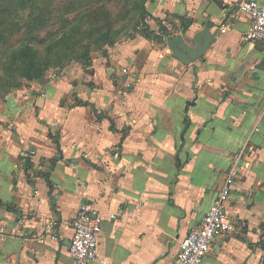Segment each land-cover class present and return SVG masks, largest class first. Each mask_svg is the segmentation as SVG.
Segmentation results:
<instances>
[{"label":"crops","instance_id":"1","mask_svg":"<svg viewBox=\"0 0 264 264\" xmlns=\"http://www.w3.org/2000/svg\"><path fill=\"white\" fill-rule=\"evenodd\" d=\"M242 1L159 0L154 14L191 21L187 46L132 61L127 95L48 85L0 123V264H74L82 203L104 216L91 264H172L237 153L235 229L215 240L205 264H264V44L245 39L253 19L238 12ZM231 13L222 33L218 21ZM50 220L58 238L42 240Z\"/></svg>","mask_w":264,"mask_h":264},{"label":"rangeland","instance_id":"2","mask_svg":"<svg viewBox=\"0 0 264 264\" xmlns=\"http://www.w3.org/2000/svg\"><path fill=\"white\" fill-rule=\"evenodd\" d=\"M158 1L0 0V123L48 94V85H62L64 95H127L132 61L143 62L151 49L187 46L177 16L154 14ZM27 43L40 78L29 76ZM99 60L108 79L99 76Z\"/></svg>","mask_w":264,"mask_h":264},{"label":"built area","instance_id":"3","mask_svg":"<svg viewBox=\"0 0 264 264\" xmlns=\"http://www.w3.org/2000/svg\"><path fill=\"white\" fill-rule=\"evenodd\" d=\"M238 12L253 19L251 29L245 34L246 40L259 41L264 44V3L259 0H244L238 5ZM236 17V13L218 21L222 33L227 32ZM34 154L35 150H31ZM237 153L232 158V164L227 171L225 180L216 199L204 214L200 226L192 229L180 242L179 251L172 264H205L207 255L211 252L215 240L235 229L233 217L228 210V202L233 185L240 174V158ZM115 213L110 217L115 219ZM104 216L88 204L82 203L72 220L73 233L69 252L74 264H91L99 259V240L102 232ZM7 231L0 227V235ZM50 237L57 239L55 222L50 220L45 227L41 239ZM12 264H20L11 261Z\"/></svg>","mask_w":264,"mask_h":264},{"label":"trees","instance_id":"4","mask_svg":"<svg viewBox=\"0 0 264 264\" xmlns=\"http://www.w3.org/2000/svg\"><path fill=\"white\" fill-rule=\"evenodd\" d=\"M179 19L182 21V25L184 27V30L190 25L191 21L188 20L185 17L182 16H178ZM169 20H172L171 18ZM178 30V29H177ZM163 33H167L168 30L165 26H163ZM106 37L108 38V36L106 35ZM110 42L112 43L113 40H110ZM32 48L30 46L29 43H27V45L25 46V48L23 49V55H24V59H25V63H26V67L28 68L29 72V76L32 78H40L43 75V70H37L35 69V64H34V56L32 54Z\"/></svg>","mask_w":264,"mask_h":264},{"label":"water","instance_id":"5","mask_svg":"<svg viewBox=\"0 0 264 264\" xmlns=\"http://www.w3.org/2000/svg\"><path fill=\"white\" fill-rule=\"evenodd\" d=\"M69 243H71V242H69ZM70 245V244H69Z\"/></svg>","mask_w":264,"mask_h":264}]
</instances>
